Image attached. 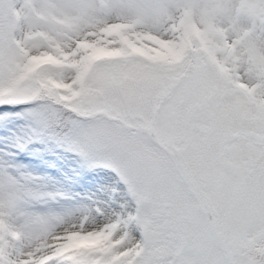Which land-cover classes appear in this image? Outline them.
<instances>
[{"label":"snow or ice","instance_id":"6c2138e0","mask_svg":"<svg viewBox=\"0 0 264 264\" xmlns=\"http://www.w3.org/2000/svg\"><path fill=\"white\" fill-rule=\"evenodd\" d=\"M0 264H264V0H0Z\"/></svg>","mask_w":264,"mask_h":264}]
</instances>
